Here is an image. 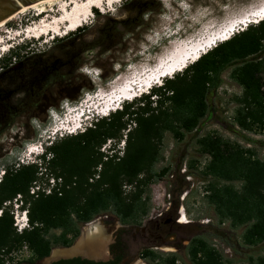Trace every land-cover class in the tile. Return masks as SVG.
<instances>
[{
  "label": "rangeland",
  "instance_id": "1",
  "mask_svg": "<svg viewBox=\"0 0 264 264\" xmlns=\"http://www.w3.org/2000/svg\"><path fill=\"white\" fill-rule=\"evenodd\" d=\"M44 1L47 0L41 2ZM263 4L264 0H125L113 12L103 13L96 9L90 24L78 31L66 35L63 32L57 38L54 34L41 39L22 35L11 41L14 48L0 58V182L5 167L15 165L17 168L19 164L29 165L36 160L41 163L37 155L42 148L45 150L52 141L67 137V133L62 132L63 137H60L56 132L58 128L53 122L56 113L66 108L79 111L85 101H96L100 92L112 95L127 81L129 85L139 78H144L141 82L155 78L164 66L162 61L169 63L173 50L188 49L190 54L200 50L212 37H221V33L234 23L243 22L251 13L262 9ZM36 13L31 9L3 27L2 39L11 36L8 31L15 34L24 32L28 25H38ZM238 28L235 35L245 30H241L243 26ZM166 79L152 87L163 85ZM221 79V86L209 97L210 112L196 130L187 133L182 141L172 133L165 134L160 144L161 160L155 167L157 173L165 172L157 181L148 180L142 188L151 198V210L143 225L126 226L110 214L102 215L84 231L85 225L82 226L83 234L73 246L79 244L89 227L102 224L112 238L107 258L121 256L120 264H132L137 260L135 264H149L142 256L146 250L176 253L180 259L178 263L192 264L186 247L197 237L205 238L225 264H252L264 259V242L247 244L244 240L246 227L234 228L229 221L222 223L215 207L206 198L212 178L205 173L209 157L200 151L198 139L204 136L221 138L235 150H251L256 157L264 158V131L250 120H245L247 126H243L244 120L238 112L245 88L232 78L231 69L225 71ZM28 82L36 83V87L25 86ZM262 82L264 92V75ZM251 106L243 113L248 119L255 105ZM109 115L85 120L83 128L69 136L81 133L93 121ZM127 132H123L124 139L119 143L107 141L101 152L107 154L115 147L122 154ZM42 172L45 174H39L40 179L32 186L31 194L39 188L49 193L55 185L49 171ZM233 184L239 187L238 182ZM17 199L21 200L20 196ZM20 205L21 202L15 200L11 210L15 226L16 218L20 220L16 228L22 233L30 229V222L27 212V219L21 221L22 212L27 208L18 209ZM183 220L187 222L182 223ZM68 249L54 246L42 263L55 258L56 251ZM33 257V252L24 246L6 256L5 261L6 264H21ZM90 259L107 260L106 257Z\"/></svg>",
  "mask_w": 264,
  "mask_h": 264
},
{
  "label": "trees",
  "instance_id": "2",
  "mask_svg": "<svg viewBox=\"0 0 264 264\" xmlns=\"http://www.w3.org/2000/svg\"><path fill=\"white\" fill-rule=\"evenodd\" d=\"M229 69L232 78L245 88L238 110L243 126L250 120L264 131L263 20L209 50L183 74L152 88V95L126 101L121 109L93 121L81 133L52 141L47 147L51 156L49 160L43 157V166L5 167L0 182V264H6L5 257L24 246L33 252L30 262L48 257L54 246L70 248L80 237L82 226L102 215L110 214L126 226H142L151 210V198L142 188L165 172L155 171L165 134L172 133L182 141L199 127L210 112V95L221 86L222 75ZM252 104L248 119L243 113ZM124 131L128 132L122 154L115 147L111 153L101 152L107 141L124 139ZM198 144L209 157L205 173L212 179L206 198L221 222L229 221L234 228L245 226L244 240L249 245L264 242V158L251 150H235L221 138L204 136ZM43 170L49 171L55 185L49 193L39 188L31 194L39 174H45ZM15 200L22 203V209L27 208L29 217L30 229L22 233L17 231L11 210ZM186 251L192 264H225L203 237L191 240ZM142 256L149 264H185L178 263L176 253L146 250ZM73 261L120 264L122 257L109 263L81 258ZM252 264H264V259Z\"/></svg>",
  "mask_w": 264,
  "mask_h": 264
},
{
  "label": "bare ground",
  "instance_id": "3",
  "mask_svg": "<svg viewBox=\"0 0 264 264\" xmlns=\"http://www.w3.org/2000/svg\"><path fill=\"white\" fill-rule=\"evenodd\" d=\"M125 0H83L82 2L78 0H47L44 2L36 3L34 5L26 6V8H22V10L9 18L8 20L0 23V58H3L6 54L12 51L14 48L13 45L10 44L11 41L16 40L19 37H22V35L27 34L29 37L32 38H43L44 36H55V38L69 34L74 31H78L81 27L90 24L92 17H94L95 10H101L103 13L113 12L117 5H120ZM264 8V4L262 5V9ZM36 11V17L35 20L42 19L40 24L37 27H33V29H26L24 32L17 31L15 34H12L10 31L7 32V34H10L11 36L7 37L9 40L2 39L1 37V29L3 27H6L9 23H11L14 19H17L19 15H25L29 10ZM257 11H254L249 15V19L251 18H258L256 21H253V24L260 23L264 20V15L256 16L254 13ZM259 13V12H258ZM256 16V17H255ZM263 17V18H262ZM38 24V23H37ZM251 24V23H250ZM249 24V25H250ZM247 25V27L249 26ZM233 26H243L244 25L240 23H234ZM247 29V28H246ZM239 31L235 30L234 34L231 35V37L224 39L222 42H225L232 38L235 34H237ZM224 32H222V36ZM27 37V36H26ZM208 44H203L200 47V50H196L195 53H191L188 49L187 52L184 51H178L173 50L172 55H170V61L169 63L165 64V61H162V65H167L166 67L162 66L160 67V70L156 73L155 78H150L147 80V82H156V84H159V80L162 81L164 78L172 77V75H175L178 72H181L185 70L189 65L193 64V62H196L200 59L201 56L205 55L207 52H203V50H207ZM179 49V48H178ZM211 50V49H210ZM168 60V59H167ZM171 63V64H170ZM170 64V65H169ZM32 80V79H31ZM52 81V80H51ZM142 81V78H139V80L135 81L134 88L131 89L129 85L125 86L123 90L120 92V95L122 92L129 95V100H134L135 98L139 97L142 93L145 94L148 90L145 88L138 90V82ZM134 83V82H130ZM24 85V84H23ZM123 85H120L118 88L121 89ZM25 86H30L33 89L36 87V83L34 82H28ZM152 86H155V84L151 85L149 87V90L153 88ZM117 89V88H116ZM118 89V90H119ZM116 90V92L118 91ZM132 91L135 92L134 95L130 94ZM114 92V93H116ZM110 94H102L101 92L96 95L95 98L103 96L105 99L107 98H114L109 101L115 100L119 98V94L116 93V95ZM102 94V95H101ZM109 95V96H108ZM102 97V99H104ZM126 99L125 101H129ZM119 100H116L115 102L111 103V106H115L118 103ZM121 107H113L110 109L108 115L110 113L115 112L116 110L120 109ZM87 115V114H86ZM75 133V132H74ZM187 216V215H186ZM25 219L21 220L22 222ZM187 221H182V223H186ZM109 238L105 231L103 230L102 226L100 225H92L89 227L85 232L84 235L79 242L78 245L74 246L71 249L68 250H58L55 252V257L57 256H64V255H85L90 257H102L104 256V251L106 249V245ZM106 254V253H105Z\"/></svg>",
  "mask_w": 264,
  "mask_h": 264
},
{
  "label": "flooded vegetation",
  "instance_id": "4",
  "mask_svg": "<svg viewBox=\"0 0 264 264\" xmlns=\"http://www.w3.org/2000/svg\"><path fill=\"white\" fill-rule=\"evenodd\" d=\"M93 222H91V223H88L87 225H85V227L83 228V231H84V229L87 227V226H89V225H91ZM100 223V222H99ZM179 223H180V221H179ZM101 226H102V224H101ZM102 228H103V226H102ZM103 230H104V228H103ZM83 231H82V234H83ZM105 231V230H104ZM106 233V232H105ZM81 234V235H82ZM108 236V235H107ZM81 237V236H80ZM108 238H109V240H108V242H107V245H106V249H105V251H104V256H102V257H90V256H85V255H74V254H71V255H64V256H57V257H52V260H50L48 263H42V260H38V261H33V262H30V261H25L24 263H21V264H80L81 262H78V261H73V259H75V258H81V259H86V260H92V259H89V258H103V257H107V255H108V244L110 243V241H111V236H108ZM72 247H74V246H72ZM72 247H70V248H72ZM164 247V246H163ZM69 248V249H70ZM106 253V254H105ZM85 256V257H84ZM87 257H89V258H87ZM114 259H116V257H112L111 259H108V260H92V261H95V262H101V263H109V262H111V261H113ZM139 260H137V261H135L134 263H132V264H135V263H137ZM141 261V260H140Z\"/></svg>",
  "mask_w": 264,
  "mask_h": 264
},
{
  "label": "water",
  "instance_id": "5",
  "mask_svg": "<svg viewBox=\"0 0 264 264\" xmlns=\"http://www.w3.org/2000/svg\"><path fill=\"white\" fill-rule=\"evenodd\" d=\"M41 1L43 0H0V23L11 18L15 13L20 11L22 8L26 6L34 5ZM106 259L108 260L107 257ZM92 260H96V259H92Z\"/></svg>",
  "mask_w": 264,
  "mask_h": 264
},
{
  "label": "clouds",
  "instance_id": "6",
  "mask_svg": "<svg viewBox=\"0 0 264 264\" xmlns=\"http://www.w3.org/2000/svg\"><path fill=\"white\" fill-rule=\"evenodd\" d=\"M67 136H69V135H67ZM49 146V144H47V147ZM38 156H40V162L41 163H38V160H36V161H32L31 163H29V164H40V166H43V164H44V160H43V157L45 156L46 158H47V160H49V158H50V153H48V150H47V148L44 150L43 148H42V151H41V153H40V155H37V157ZM20 208H22V203H21V205L20 206H18V209H20ZM22 215H23V217H24V219L26 220L27 219V216H26V211H23L22 212ZM18 226V225H17Z\"/></svg>",
  "mask_w": 264,
  "mask_h": 264
},
{
  "label": "built area",
  "instance_id": "7",
  "mask_svg": "<svg viewBox=\"0 0 264 264\" xmlns=\"http://www.w3.org/2000/svg\"><path fill=\"white\" fill-rule=\"evenodd\" d=\"M35 192H36V191H35ZM49 192H50V191H49ZM23 228H24V227H23ZM19 230H20V231H22V230H23V229H22V226H19Z\"/></svg>",
  "mask_w": 264,
  "mask_h": 264
}]
</instances>
